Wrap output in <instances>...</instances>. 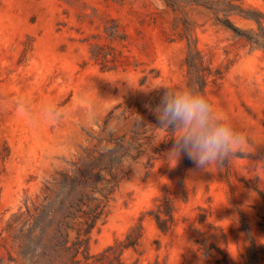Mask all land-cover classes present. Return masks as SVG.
I'll use <instances>...</instances> for the list:
<instances>
[{
    "label": "rangeland",
    "instance_id": "374dc122",
    "mask_svg": "<svg viewBox=\"0 0 264 264\" xmlns=\"http://www.w3.org/2000/svg\"><path fill=\"white\" fill-rule=\"evenodd\" d=\"M254 8L264 0H0V264H77L38 239L56 219L21 213L90 165L103 212L80 264H245L256 251L264 264V50L217 19L256 28L239 14ZM189 83L248 135L223 167L176 163L155 125L156 89Z\"/></svg>",
    "mask_w": 264,
    "mask_h": 264
},
{
    "label": "clouds",
    "instance_id": "9594fccd",
    "mask_svg": "<svg viewBox=\"0 0 264 264\" xmlns=\"http://www.w3.org/2000/svg\"><path fill=\"white\" fill-rule=\"evenodd\" d=\"M156 90L159 101L150 111L155 125L170 133L168 153L176 163L186 158L198 170L220 168L248 148L247 133L234 127L198 87L185 84Z\"/></svg>",
    "mask_w": 264,
    "mask_h": 264
},
{
    "label": "trees",
    "instance_id": "16d2710c",
    "mask_svg": "<svg viewBox=\"0 0 264 264\" xmlns=\"http://www.w3.org/2000/svg\"><path fill=\"white\" fill-rule=\"evenodd\" d=\"M171 5L176 0H166ZM208 6V5H207ZM251 11H245L244 13H239L244 17L251 18L256 23V28L242 29L235 25L231 19L226 16L224 18L217 17L218 21L232 29L236 34L244 37L251 45L264 50V12L257 9H250ZM253 11V13H252ZM187 47L189 51L193 49L188 43ZM194 51L198 54L199 61V50L194 46ZM188 57V56H187ZM188 62V61H187ZM190 62V61H189ZM190 64V63H188ZM201 77V76H200ZM189 85H192L189 83ZM201 91L204 92L203 85L200 83L198 87ZM99 177L98 172H93V168L90 166L81 170L79 175L76 178L66 179L59 182L58 185H61V190L56 193V197L49 204H44L41 208L37 209L36 213H31L27 207L26 212L21 214L29 218H34L37 222H47L54 221L56 219V228L52 236H49L48 224L46 226H41L38 234V239H55L54 245H59L61 251L58 256V259L62 262L73 261L77 264H80L81 259L88 258V240L87 234L96 224L97 219L103 212V204H101V198L96 194L98 190L97 187V178ZM56 185V183H55ZM52 189V188H49ZM59 198V207L57 209L52 208V204L56 199ZM93 200L91 203L90 201ZM49 208V210H47ZM42 209V210H40ZM51 210V211H50ZM79 213L83 214L81 220L83 225V235H80L81 232H78L74 239H69V229L71 228V222L79 216ZM60 236V239H59ZM134 244V241H125L124 247H128ZM45 244L41 245L42 251L37 253L38 257H48L44 249ZM113 245H110L108 248H112ZM35 252V251H34ZM82 254V258H78V254ZM51 263L55 262L54 258L48 259ZM83 264V263H82ZM245 264H260L258 260V251H256V263H249L245 260Z\"/></svg>",
    "mask_w": 264,
    "mask_h": 264
}]
</instances>
